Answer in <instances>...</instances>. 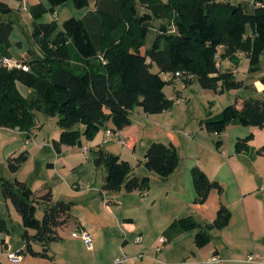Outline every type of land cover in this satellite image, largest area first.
Segmentation results:
<instances>
[{
  "label": "trees",
  "instance_id": "1",
  "mask_svg": "<svg viewBox=\"0 0 264 264\" xmlns=\"http://www.w3.org/2000/svg\"><path fill=\"white\" fill-rule=\"evenodd\" d=\"M69 0H43L31 6L33 38L40 55L23 63L30 69L7 67L0 62V127L18 128L28 132L37 126V112L58 116L61 128L53 144L57 152L62 145L83 146L101 130L121 131L132 123L131 113L140 107L146 114L163 113L175 100L165 93L173 79L186 84L197 80L202 88L224 94L243 87L232 70L220 66L221 59L236 64L238 53L249 59V71L257 72L264 53V0H254L249 8L231 0H95V8L84 17H71L59 24L57 18L41 21L47 12ZM77 8L89 5L90 0H72ZM146 11L142 12L141 10ZM0 0V60L12 57L11 35L14 22L5 16L14 12ZM155 20L161 21L150 47L142 52ZM158 71L154 72V66ZM181 76H176V72ZM264 84V76L261 77ZM18 82L30 89L23 94ZM231 124L264 128V98L237 97L235 104L223 108L217 115L208 109L201 125L208 132L222 133ZM254 138L250 133L239 138L236 152L247 151ZM124 144L126 141L124 140ZM260 152L264 153V145ZM29 152L22 151L8 158V167L15 174L28 160ZM148 170L162 179L168 178L179 165L177 147L170 143L152 141L145 152ZM95 165L105 170L103 190L127 192L150 188L149 175L131 176V164L119 155L99 148ZM196 191L195 203L207 200L212 189L223 191L218 181H212L199 167L192 169ZM1 191L19 212L24 231L25 248L32 256L53 258L51 244L61 240L59 229L66 223L73 201L54 200L48 188L37 195L31 186L17 177L0 176ZM42 204L44 214H36ZM231 210L222 203L216 218L206 227L193 216L175 221L170 229L200 228L195 235L198 246L210 241L207 229H222L231 219ZM4 220L0 218V231ZM40 244L42 249H36Z\"/></svg>",
  "mask_w": 264,
  "mask_h": 264
},
{
  "label": "crops",
  "instance_id": "2",
  "mask_svg": "<svg viewBox=\"0 0 264 264\" xmlns=\"http://www.w3.org/2000/svg\"><path fill=\"white\" fill-rule=\"evenodd\" d=\"M3 1L7 2L18 11L25 10V8L31 9V6L43 2V0ZM242 3L250 8L253 5L254 0L247 2L243 0ZM55 18H57V16H55ZM55 18H49L46 22H50ZM11 41L13 46L17 45L19 54H21V58H23L19 60L24 61L33 56L40 55L39 49L38 51L36 47L26 49L22 40H13L12 35ZM10 51L12 57L17 58L12 52V47ZM241 54L243 53H238V64L229 58L221 59L220 61V66L224 70H232L237 79L242 80L244 83L242 88L228 92H236L239 97H243L240 96V93L244 92L248 93L250 96L264 98V84L261 81V77L264 76V53L261 58L260 69L257 72L249 71V63L244 65V70L240 69ZM239 73H243L242 78H238V75H240ZM162 76L164 79H173L172 82L167 85L173 86L172 91L168 92L166 90L167 86L164 89L167 96L173 98L175 103H178V99L184 98L187 103L186 108H189L188 104H191L194 99L193 96L196 94L195 87H191L193 82L186 84L182 79L173 78V75L171 74H162ZM210 102L212 106L214 103H212V100ZM207 110L208 108H206V111ZM209 110L213 115H217L214 114L213 110ZM143 113L144 115L141 116V120L135 122L132 118V123L119 131V135H113L109 138V141H105L106 131L101 130L100 132L102 133H99L102 135L97 134L98 137H95L93 140H84L82 147L62 145L60 152L56 151L53 144V141L58 139L53 138L52 143H50V135L37 140L39 137L38 133L33 131L35 129L29 133L31 134V137L29 138L27 131H22L18 128L0 127V152L4 157H7V159L11 156L18 155L22 151L29 152L27 144L31 145L36 143V145L42 150H55L56 155L54 156V159H50L48 162L50 169L55 170L59 164H63L65 169L70 172H75L76 174V180L72 185V192L76 198L80 199L77 202L71 200L74 203L72 208L79 206L84 208L86 210V216L78 214L76 217L71 218V215L69 214L66 223L59 229L61 240L57 242L62 241L63 244H66L68 241L83 240L79 237H72L71 233L86 230L92 235L93 239L96 240L99 239L101 241H106L107 239H113L114 244L117 240H120L121 247L124 248L130 257L129 261L140 260L138 257L139 254L148 255L149 253H152L155 245L159 243L161 244V251H155L154 255L161 253L164 248L168 250L176 249L177 254L182 257L172 262L175 264L182 262H184V264H211L214 262H209L208 259L212 255H221L224 258V261L221 263L223 264L229 259H234L238 254H247L254 249L264 252V194L261 193V191H264L261 187L264 181V169L263 171L261 170V164L264 163V153L260 152L264 145V128L244 126V129H234L237 124H231L222 133L214 132L209 133L210 135H205L204 132L208 131L200 122V133L197 132L199 136L195 138L191 133L186 134L185 131L184 133L179 134L177 130L171 127L166 131H156L153 126H151L152 124L148 119L151 114H146L144 111ZM200 117V120L204 118L202 115ZM188 125L189 123L185 124V127H188ZM35 128L39 129L41 128V125L38 123ZM233 129L239 134L232 135ZM40 131H42V128ZM164 132L168 136V142L165 143L174 144L177 147L180 158L177 169L165 179V184L162 187L166 199H163V195L161 194L157 196V192H153V187L150 185V188L147 190H138L142 198L139 203L133 205L138 206L140 209L144 207L147 208V213L150 214L152 211L148 208L151 207L153 208L151 210H155L159 202L162 200L165 202V200L171 197V193H174L175 197L172 202L170 200L166 201L167 207H169L168 216H164V218L161 219L159 217L157 218V215L155 214L152 223L149 222L146 224V222H144L142 226H137L135 211L133 216H123L124 213H120L119 208L123 205V202L119 199L121 195H119L118 198H115L116 193L111 194L110 192L103 190L105 170L102 172L95 165V151L99 148H103L128 161L132 166L130 173L131 177L138 174H136L137 172L131 154L125 153L126 148L132 150L134 152L132 156H135L140 144V147H142L143 158H139L138 165H140V171H144L145 173L140 174L139 176H150L152 175V172L146 167L145 152L152 141H161L159 138L160 133ZM250 133L254 134V138L249 142V149L247 151L235 152V144L237 140L246 137ZM35 136H37L36 139ZM225 137L227 139H225ZM144 138H146L147 141H144ZM120 139H124L126 144H121L119 142ZM27 140H29V143H27ZM69 148L83 149V153L86 156L85 161L78 165H73L67 158L68 155L66 150ZM203 155L205 156L203 157ZM196 166L201 168L212 181H218L223 187L222 192H219L217 189H212L207 200L203 203L194 202L196 193L192 200H187L186 198L187 192H189L191 188L192 190H195L192 169ZM246 168H252L253 172L251 169L247 170ZM20 171L21 170L19 169L18 172L13 174V176L18 175ZM248 177L256 178L257 184L251 186ZM22 181L26 182V180ZM229 183H234L236 185L237 192L231 191V198H224ZM48 188V185L44 184L41 191L45 192ZM51 189L53 191V188ZM118 192H122V189L118 190ZM135 192L136 191L129 192L128 196L131 203L136 202L135 199L132 198V194H135ZM103 193H105V198L102 197ZM39 194H42V192ZM109 194L111 198L108 200L106 196ZM53 195H55L54 192ZM178 195H181L182 198H178ZM109 203H114L117 206V214L115 216L111 213L113 212V206ZM222 203L231 210L232 216L230 222L222 229H207L210 241L206 245L198 246L196 244L195 235L200 228L183 231L170 229L175 221L186 216H193L197 223L206 227L214 221ZM102 210L116 218L117 224L101 222L98 217ZM120 217H123L126 221L123 223L119 222L118 220H120ZM148 218L150 219L149 216ZM160 233L161 235H159ZM138 235H141L142 237L141 243L135 242V238ZM153 235L155 236L152 237ZM162 235L166 237L163 243L158 240V237H161ZM189 239H193V242H189ZM5 245L9 248L7 243ZM86 247L88 250H94V244L92 249L88 248L87 245ZM128 247H133V249H131L132 252L127 250ZM24 248L25 242L23 241L21 245L19 244L16 246L18 252H15L21 256V260L19 262H14L8 258V264H56L57 257L61 259L62 264H69L68 257L72 258V256L75 255V252L70 250L71 246H63L61 249H56L53 258L32 256L25 252L21 253ZM229 249H236L237 253L234 252L231 254L234 258L227 257L230 255L228 251ZM118 252L119 249H113L110 253L111 255H107L105 258H98V256L93 255L92 262L91 260L86 259V263L83 261L81 264H112L113 260L118 255ZM188 253H191V255H188ZM203 258L205 259L202 260ZM141 259H143V257ZM231 261L232 260L229 262Z\"/></svg>",
  "mask_w": 264,
  "mask_h": 264
},
{
  "label": "rangeland",
  "instance_id": "3",
  "mask_svg": "<svg viewBox=\"0 0 264 264\" xmlns=\"http://www.w3.org/2000/svg\"><path fill=\"white\" fill-rule=\"evenodd\" d=\"M166 1V0H165ZM233 3L237 4L240 2H243V0H231ZM250 1V0H245ZM95 8V0H90V3L88 6L84 8H77L73 4L72 0H69L62 5L58 6L56 8V13L57 15L52 14L51 12H47L41 17V21L46 22L47 19L49 18H55L57 16V21L59 24H62L65 20L75 17V18H82L84 17L90 10H93ZM142 12L146 11L145 9L141 10ZM7 20L11 19L14 22V29L12 32V39L13 40H22V42L25 44V48H37L40 50L39 46L36 45L34 38H33V17L31 15L30 8H25L22 11L14 10L13 13H11L8 16H5ZM161 21L155 20L154 21V28L150 32L146 45L142 48V52L144 53L146 48L150 47L154 38H155V32L158 30V25ZM12 52L18 59H23L21 58V54H19V49L17 48V45L12 46ZM24 54V53H22ZM241 70H244V65H247L249 63V60L247 56L243 53L241 54ZM154 72L158 71V67L155 65L152 69ZM238 78H242L243 73H239ZM18 87L20 90L30 96L31 92L33 91L26 85H24L21 82H18ZM191 87L196 89V94L193 96L194 99L192 100L191 104H188L189 108H186V101L185 102H176L175 105L169 109L164 111L163 113H158V114H151L148 119L150 120V123L152 124L153 128L156 131H166L168 129L174 128L175 130L178 131L179 134L184 133V131L187 133H191L195 138H197L199 135L197 132L200 133V122H201V115L205 117L206 114V108L211 109L214 111V114H218L225 108L226 106L230 104H235L237 101V93L236 92H226L224 94H217L212 90L204 89L200 85V83L197 80H194L193 83L191 84ZM173 86L169 85L166 87V90L168 92L172 91ZM240 96L247 97L250 96L248 93H240ZM214 103L211 106V101ZM186 103V104H185ZM171 111V112H167ZM143 110L140 107H136L132 113L131 117L133 120L139 121L141 120V116H143ZM202 117V118H203ZM37 122L41 125L42 131H40L41 128L33 130L34 132L38 133V137L40 140L41 138H44L45 136L50 135V143H52L53 138L59 139L60 136V131L61 128L59 127L58 124V116H48L44 114L43 112H37L36 115ZM155 121V122H153ZM188 121V122H187ZM189 123L188 127H185V124ZM236 128L234 129H244L245 127L237 124L235 126ZM232 130V135L234 134H239L235 130ZM102 133V132H100ZM98 133V135H102ZM209 133H214V132H204L205 135H210ZM228 133V132H227ZM98 135L96 137H98ZM53 136V137H52ZM34 137V136H33ZM37 136H35L36 139ZM227 137V136H226ZM225 137V139H227ZM160 140L161 142H168L167 134L160 133ZM86 141V140H85ZM144 141H147L146 138H144ZM230 145L233 147V145L230 143ZM28 150H29V158L28 160L22 165L20 168V173L18 175H14L10 171L8 167V159L7 157H4L1 152H0V176L1 177H6V178H14L17 177L20 180H26V182L31 186V188L35 191L36 194L40 195L39 193L44 191H41L43 188L44 184H47L49 188H53L54 192V200H74L78 201L80 198H76L73 195L72 192V185L76 180V174L75 172H70L69 170L64 168L63 164H59L57 166V169H50L48 162L50 159H54V156L56 155V152L54 149H44L42 150L40 147L36 145V143H33L31 145H28ZM139 149L136 151V155L132 156L134 153L132 150L126 148L127 154H131V158L134 160V166L136 168V174H144L145 172L140 171V165H138V160L139 158H143L142 155V147H140L139 144ZM67 152V158L70 160V162L73 165H78L81 162H84L86 159L85 154L83 153V149L80 148H69L66 150ZM236 152V151H235ZM205 155H203L204 157ZM247 170L252 171V168H246ZM264 169V163L261 164V170L263 171ZM104 172V170H100ZM18 172V171H17ZM141 172V173H139ZM253 172V171H252ZM151 178V186L153 192H157L158 195H163L162 198L166 199L165 193L163 194L162 187L165 184V179H162L160 176H158L156 173L152 172V175H150ZM102 179V178H101ZM249 181L251 182V186H255L257 184V179L254 177H248ZM230 185V186H229ZM226 189V193L224 194V198L230 197L231 198V193L237 192V187L234 183H229ZM262 187V186H261ZM263 190V189H262ZM140 191V190H139ZM137 190L135 194H132V198L135 199L136 202H132L129 199V192L125 190V188H122V192H116V191H110V193H116V197L123 202V205L119 208L120 213H124L123 216H133L134 211H135V218L137 222V226H142L144 222L148 224L149 222H153V217L156 214L157 218H164V216H168L169 214V207H167V202L170 200L171 202L174 199V193H171V197L165 200V202L162 200L161 202L158 203L157 207L155 210H151L153 208H148L150 211H152L150 214L147 213V208H139L136 205H133L135 203H139L141 200V195ZM232 191V192H231ZM196 191L190 189L189 192H187L186 198L187 200L194 198ZM262 194H264V191H261ZM128 196V197H127ZM102 197L105 198V193L102 194ZM108 200L111 198L110 194L106 196ZM178 198H182L181 195H178ZM185 198V199H186ZM150 199V198H149ZM151 200V199H150ZM100 203L102 205V202L100 200ZM110 205L113 206V212H111L114 216L117 214V206L114 203H109ZM98 206V203H97ZM190 209V208H189ZM44 214V208L42 204H38V210L36 216L41 219ZM85 215L86 216V210L82 207H74L70 211L71 218L76 217L77 215ZM178 214V213H177ZM150 217V219L148 218ZM0 218L4 220V230L0 231V264H8V257H7V252L16 250V246L19 244L21 245L23 243V238L22 234L24 231V227L22 225V219L19 214V212L16 210L15 206L10 200H6L2 194L1 191V183H0ZM99 220L101 222H111L115 223L116 218L111 216L105 211H100L99 215ZM152 220V221H151ZM119 222H125L123 217H120ZM154 227V226H153ZM161 235V233L159 234ZM158 235V236H159ZM153 235L152 237H154ZM165 237L164 235H162ZM161 236V237H162ZM160 239V237H158ZM166 238V237H165ZM158 239V240H159ZM6 242H5V241ZM93 244H94V250H88L86 247V244L84 243L83 240H78V241H68L66 244H63L61 242H53L51 244L50 248V254L54 255L56 249H61L63 246H71V251L75 252V255L71 257H68L69 259V264H81L83 261L86 263V259L88 260H93V255L100 257H107V255H111L110 253L112 252L113 249H119L118 254L121 252V241L117 240L116 243L114 244L113 239H107L106 241L99 240V239H93ZM60 241V240H59ZM193 242V239H189V242ZM9 245V248L6 247L5 244ZM17 243V244H16ZM157 243L156 246H161V244ZM155 247L153 248L154 251L152 253H149L148 255H143L142 257H139L140 260L136 261H129L128 264H175L172 263L174 260H177L178 258L182 257L181 255L177 254L176 249L168 250V249H163L161 253L158 255H154V252L157 251L155 250ZM36 249H42V246L40 244H35ZM131 249L133 247H128L127 250L132 252ZM161 251V250H160ZM230 255L227 256L229 258H234L231 254L236 252V249H229L228 250ZM260 250L254 249L251 252H258ZM14 252H18L17 250ZM159 252V251H158ZM237 253V252H236ZM191 255V253H188V255ZM249 253H244V254H238L234 259H229L228 261H225L223 264H259V263H252L248 262L246 260L247 256ZM145 257V258H144ZM56 258V257H55ZM203 258L202 260H204ZM157 260V261H156ZM232 260L231 262H229ZM54 263V262H53ZM56 264H62V261L60 258L57 257V261L55 262ZM177 264V263H176ZM178 264H184L178 263ZM207 264V263H206ZM209 264V263H208ZM215 264V263H211Z\"/></svg>",
  "mask_w": 264,
  "mask_h": 264
},
{
  "label": "built area",
  "instance_id": "4",
  "mask_svg": "<svg viewBox=\"0 0 264 264\" xmlns=\"http://www.w3.org/2000/svg\"><path fill=\"white\" fill-rule=\"evenodd\" d=\"M1 64L7 67H19V68H23L24 70H29L30 67L23 63L22 60H19L15 57H8V56H4L1 58L0 60ZM176 76H181L180 72H176ZM177 99V97H176ZM185 99L184 98H180L178 99V102H184ZM119 131L114 132L111 129H108L106 131V140L105 141H109L108 139L111 138L113 135H119ZM119 142L121 144H124V139H120ZM27 143H29V140H27ZM262 189L264 190V181L262 184ZM72 237H79L82 238L86 245L88 246V248L92 249L93 248V237L92 235L86 231V230H80V231H75L71 233ZM160 242L163 243L165 241V237H160ZM135 242L137 243H141L142 242V237L141 235H138L135 238ZM155 249L157 251L161 250V246H156ZM144 254H139L138 257H142ZM7 256L9 259H11L14 262H19L21 260V256L18 255L15 252H7ZM130 260V257L128 256V254L126 253V251L124 250L123 247H121V252L115 257V259L113 260L112 264H128V261ZM246 260L248 262H252V263H261L264 264V252L263 251H258V252H250L246 258ZM209 262H214L216 264H221L222 261H224V258L221 255H212L209 257L208 259Z\"/></svg>",
  "mask_w": 264,
  "mask_h": 264
},
{
  "label": "water",
  "instance_id": "5",
  "mask_svg": "<svg viewBox=\"0 0 264 264\" xmlns=\"http://www.w3.org/2000/svg\"><path fill=\"white\" fill-rule=\"evenodd\" d=\"M146 167H148V165L146 164Z\"/></svg>",
  "mask_w": 264,
  "mask_h": 264
}]
</instances>
